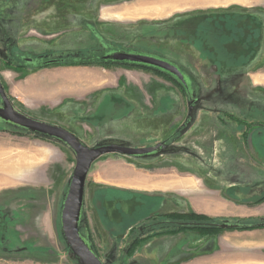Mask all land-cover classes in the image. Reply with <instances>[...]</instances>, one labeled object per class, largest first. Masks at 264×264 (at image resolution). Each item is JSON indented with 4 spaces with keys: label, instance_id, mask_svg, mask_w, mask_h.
Masks as SVG:
<instances>
[{
    "label": "rangeland",
    "instance_id": "374dc122",
    "mask_svg": "<svg viewBox=\"0 0 264 264\" xmlns=\"http://www.w3.org/2000/svg\"><path fill=\"white\" fill-rule=\"evenodd\" d=\"M217 2L172 6L160 3V0H0V77L19 111L37 120L44 114H48L45 115L48 118H52V113L59 114L57 107L40 105L29 97L19 99L27 92V79L56 68L73 67H39L48 60L88 61L91 64L74 67L86 66L106 75L107 72L115 73L111 79L123 75L119 83L118 80L113 83L115 109L110 113L97 114L102 95L109 89L107 82L105 87L103 85L99 91L84 98L82 106H79L82 113L73 119L74 128H63L77 135L89 148L110 145L143 148L147 143L152 145L150 147L164 143L161 151L151 155L128 157L108 154L91 166L86 182L83 229L90 233L94 248L105 264H204L213 259H220L224 264H264V228L224 230L210 235L199 231L147 235L126 255L124 248L134 237L129 236L130 233L137 234L150 214L132 221L124 232L125 228L115 231L108 223L110 212L112 219L121 218L113 204L119 197L113 192H130L135 196L140 193L128 189L129 185L141 186L139 181L125 180L145 178V174L156 176L157 180H167L169 175L178 173L187 177L188 159L176 154L203 158L200 151L187 143L189 133L197 128L198 122L216 121L219 117L222 123L231 124L234 130L251 136L252 132H259L260 140L264 137V81L255 78L264 74V14L258 23L257 19L254 21L250 16H243L245 12H258L260 1ZM171 8L175 10L171 11ZM236 35L243 37V43ZM17 51L27 58L26 66L10 61L19 60L15 57ZM119 51L178 63L191 78L193 96L190 99L180 86L151 71L99 63L106 52ZM94 57H97L96 61ZM236 57L244 61L243 72L225 73L227 64L232 63L230 58ZM137 73L146 78L153 76L155 82L176 93L181 109L184 107L181 126L186 120L190 121L185 132L181 126L170 130L165 126L159 128V125L140 123L127 128V131L130 129L139 134L137 138L132 136L131 140L124 133V126H120L121 130L111 126L107 131L106 127L112 121L109 117L121 115L119 110L125 103L122 94L127 78ZM147 99L149 97H145V103H148ZM194 100L192 107L190 103ZM235 118L258 124L255 129L247 128ZM51 121L69 125L66 123L69 116L67 114L65 120L55 117ZM106 131L108 134H104ZM179 131L181 134L177 139L180 141H173L174 134ZM109 132L114 137H109ZM2 163L7 169L4 177L0 178V217L10 221L7 223L5 219L6 223L0 224L3 232L0 264H80L67 246L60 224L61 196L63 191L66 193V184H69L75 170V154L60 141L0 122ZM32 169L39 172V183L31 179ZM146 188L152 190V194H161L164 200L160 199V205L150 203L149 211L161 206L163 210L174 205L177 208L178 204L188 207L186 193L181 198L174 197L172 202L166 196L170 191L162 192V186ZM9 193L13 195L7 196ZM127 195L121 197L125 199ZM138 197L146 199L143 195ZM128 203L132 211L136 204L133 200ZM220 219L228 223L243 220ZM243 223L259 224L262 219L243 220ZM161 242L173 244L163 261L152 256L150 250ZM33 246L34 251H30Z\"/></svg>",
    "mask_w": 264,
    "mask_h": 264
},
{
    "label": "crops",
    "instance_id": "0c3cea01",
    "mask_svg": "<svg viewBox=\"0 0 264 264\" xmlns=\"http://www.w3.org/2000/svg\"><path fill=\"white\" fill-rule=\"evenodd\" d=\"M257 1H260V3L256 2L259 3L257 7L259 10L253 12V14L262 20L264 0ZM235 2H242V0ZM113 74L107 72L106 75L100 70L88 69L86 66L56 68L44 74H35L33 77L28 78L27 92L25 95L21 94L19 99L21 100L22 96L29 97L37 103L39 102L40 105L57 107L58 110L56 111H59V114L52 113L50 117L65 120L68 114L69 121L66 123H69V125H61V123L51 121L52 118L45 116L48 114H44L39 119L61 127L74 128L72 122H74L75 117L77 118L82 113L79 106H82L81 103L84 102V98L93 92L99 91L103 85L105 87L107 82L109 83L107 85L109 89L102 95L103 100H100L97 114L110 113L115 109L114 101H112V96L115 95L112 93H116L113 83L116 80L119 83L123 75L117 78L113 76V79H111ZM149 77L146 78L137 73L133 77L127 78L122 94L125 103L121 105L123 109L119 110L121 115L109 117L112 121L106 127L108 128L107 131L111 130V126H115L118 130H121L120 126H124V133L129 135L132 140V136L137 138L139 134L130 129L127 131V128H133L140 125V123H145L148 126L152 124L155 127L159 125V128L165 126L170 130L181 125V110L183 109L184 113V107L181 109L176 93H171L170 89H166L162 84L155 82L153 76ZM255 78L264 81V74L262 76L256 75ZM145 97H149L150 100L147 99L148 103H145ZM39 115L41 116V114ZM198 124L196 126L200 129L198 131L195 130L197 128L192 129L193 132L189 133L187 143L193 149L200 151L203 158L185 153L176 154L178 157L188 159L186 167L189 174L187 177H181L178 173L169 175L167 180H157L156 176L145 174V178L125 180L126 182L139 181L138 183L141 185H129L128 189L152 195V190L146 187L162 186L159 189L162 192L170 191V195L166 196L172 202L175 201L174 197L181 198L180 196H184L186 193L188 207L185 208L184 205L178 204L177 208L174 205V207H171L172 209L169 208L166 211L194 212L208 217L226 219L263 220L264 202L261 204H254V202L264 195V137L260 140V133L252 132V136L250 135L251 137L245 141L241 137V131L234 130L231 124L223 125L218 121H202ZM73 132L75 133L76 129ZM109 134V137H114L110 132ZM149 146L152 145L148 143L144 145V147ZM186 155L190 157L188 158ZM6 169L3 163L0 164V178L4 177ZM30 171L33 172L30 173L33 182L39 183V172H36L35 169ZM64 193L63 191L62 198L66 194ZM159 197H162V195L160 194ZM172 247L173 244L158 243L155 248L150 249L152 250L151 255H155L163 261L170 254ZM204 264H224V262L220 259H213Z\"/></svg>",
    "mask_w": 264,
    "mask_h": 264
},
{
    "label": "water",
    "instance_id": "95a60500",
    "mask_svg": "<svg viewBox=\"0 0 264 264\" xmlns=\"http://www.w3.org/2000/svg\"><path fill=\"white\" fill-rule=\"evenodd\" d=\"M108 54L109 53L103 57V63L112 62L118 64H132L162 71L178 81V83L184 87L190 99L193 96L192 85L188 77L184 75L178 67L166 60L150 55L132 54L125 51ZM60 61L68 63H91L88 61L71 62L65 59H59L55 61H45L39 67L43 68L48 64ZM0 98L2 100V105L0 106V122L28 133L35 134L36 136L60 141L75 154L76 167L63 198V205L60 213L61 232L67 246L77 257L80 264H104L103 261L93 252L91 246L80 232V225L83 219L85 206L86 182L91 166L97 159L108 154H118L128 157H143L151 155L161 151L164 147V143L148 148H128L116 145L89 148L81 142L78 136L65 128L34 119L19 111L7 94L1 78ZM195 102L196 101L194 100V102L190 103L192 107ZM189 118H191L190 115ZM188 123H190L189 120L183 126L184 132L188 128ZM215 226L221 230H240L248 227L260 229V227L264 228V223L248 225L245 223L224 222Z\"/></svg>",
    "mask_w": 264,
    "mask_h": 264
},
{
    "label": "flooded vegetation",
    "instance_id": "af4514ba",
    "mask_svg": "<svg viewBox=\"0 0 264 264\" xmlns=\"http://www.w3.org/2000/svg\"><path fill=\"white\" fill-rule=\"evenodd\" d=\"M245 15L250 16V19H252L254 21H256V19H257L258 20L257 23L260 22V19H258L255 16V14H253V13L245 12V13H243V16H245ZM262 27H263V25H262ZM236 38L243 43V37H240L239 35H236ZM106 54H107V52L105 53V55ZM24 56L25 55H22V53H20L19 51H17V54L15 55V57H17L19 60L17 61L15 59H12L10 61H16L19 65L26 66L25 64H26V62H28V60H27V58H24ZM96 58L97 57H94L93 60H95ZM65 60H67V59H65ZM230 60H231L232 63L227 64V67H226L227 69H226L225 73H228L230 71L235 72L236 70L238 72H243V70L245 69V68H243L244 61L242 62L241 59L239 60L237 57L236 58H230ZM166 61H168V60H166ZM168 62H170L173 65H175L176 67H178L180 69V71L184 75H186L188 77V79L191 81V78L187 75V72L185 71V69L181 65H179L178 63H175L174 61L173 62L172 61H168ZM191 85H192V83H191ZM180 87L186 93L184 87L181 86V85H180ZM186 95H187V93H186ZM236 119H238V118H235V120ZM216 121H218L219 123H222L221 120H219L218 118H217ZM187 122H188V120H186L184 124H186ZM184 124H183V126H184ZM246 124L247 125H245V126L247 128H256L257 127L256 124H258V123H254L253 122V123H246ZM223 125H225V124L223 123ZM183 126H181L180 128L183 129ZM179 134H181L180 131H179V133L177 132L176 134H174L173 141H175L178 137H180ZM245 134H246V137H244ZM249 136H250L249 133L241 132V137L243 138V140H246L247 138H249ZM143 148H148V147H143ZM114 155H118V154H114ZM113 193L117 197H119L117 200L113 201V204H114V209L117 210V212L121 216V218H119V220L118 219L116 220V219H112V215H111L112 213L111 212H110V215L111 216L110 215H107V217L109 216L108 223L111 226V228H113V230L118 231L122 227V228H125L123 230V232H124L130 226V224H131L132 221H136L137 219L142 218L144 216H147V214H150L149 217H147V218L144 219L145 220L144 221L145 223L143 225H140V228H139V231L137 232V234L130 233L129 236L132 235L134 237L132 238V241L131 242H129L128 244H126V246L124 248V252H126V255H128L129 254L128 252L131 251V249L133 248V242L135 240L138 239V242H140V240L143 239L145 236H147V235H153L154 233H156L159 230L160 225L165 223V216H169V215H172V214H188V215L189 214H197V213H194V212H171V211H166V210L161 209L162 206L161 207L154 208L155 211H149L150 210L149 207L152 206L150 203H152L155 206L156 204H159V205L162 204L161 202L164 201V200L161 199V197H159L158 194H152V195H149V194H140V193L139 194H136V193H138V192H136L135 194L137 196H135V195L131 194L130 192L124 193V192L115 191ZM125 194H128V195H127V197L125 199H123V197H121V195H125ZM11 195H13V193L7 194V196H9V197ZM138 195H143V197H146V199H141V198L138 197ZM132 196H135V198H133ZM129 199L130 200H133L135 202V204H136V206L133 208L132 211H130V209H129L130 208L129 207L130 203H128L130 201ZM160 199L162 201H160ZM157 200H159V203L158 202L156 203ZM83 215H84V213H83ZM197 215H202V214H197ZM202 216H205V215H202ZM161 218H162V220H161ZM5 219H7L6 220L7 223L10 221L9 218H5V217L2 218V216H1L0 217V224L1 223H4L5 224L6 223L5 222ZM232 222H230V223H232ZM83 228H84V224H83V219H82V222H81V225H80V232H81L82 236L87 241H90V239H91L90 238V233L89 232H88V234L85 233V231H84ZM2 234H3V232H2L1 226H0V245L2 244V238H1L2 237ZM33 249H35L34 246H33V248H30V251H34Z\"/></svg>",
    "mask_w": 264,
    "mask_h": 264
},
{
    "label": "trees",
    "instance_id": "16d2710c",
    "mask_svg": "<svg viewBox=\"0 0 264 264\" xmlns=\"http://www.w3.org/2000/svg\"><path fill=\"white\" fill-rule=\"evenodd\" d=\"M53 61H55V60H53ZM99 63L104 64V65H118V66H124V67H130V68H136V69L151 71V72H153V74L160 76L162 78H167L168 81H171L173 84L180 86L178 81H176L174 78H172L168 74L163 73L162 71H159V70L152 69V68H147V67H142V66H137V65H132V64H118V63H112V62H110V63L99 62ZM89 64H91V63L74 64V63H68V62L60 61V62L48 64V65L44 66L43 68H48V67H52V66H74V65H89ZM1 80H2V78H1ZM2 82H3V80H2ZM218 119L221 120L219 117H218ZM236 121L241 123V124L247 125L244 121H242L240 119H236ZM244 137H246V134L244 135ZM263 202H264V195L260 199H258L256 202H254V204H261ZM222 223H224V220L220 219V218H210L207 216H202V215H197V214H189V215L188 214H172L169 216H165V223L161 224L159 227L160 230L153 235L154 236H161V235L178 233V232H183V231H199V232H202L203 234L210 235L213 232L215 233L217 231H219V232L224 231V230H221L215 226V225H219ZM234 223H243V220H237ZM262 223H264V219L262 220ZM260 228H262V227H260ZM255 229H259V228L248 227V228H242L239 231H247V230H255ZM90 241H91V239H90ZM90 241H87V242L91 246V249L93 250V252L98 256L92 241L91 242ZM136 243H138V239L133 242V247Z\"/></svg>",
    "mask_w": 264,
    "mask_h": 264
},
{
    "label": "bare ground",
    "instance_id": "6f19581e",
    "mask_svg": "<svg viewBox=\"0 0 264 264\" xmlns=\"http://www.w3.org/2000/svg\"><path fill=\"white\" fill-rule=\"evenodd\" d=\"M214 0H160V3L162 2L163 4H168V5H176V4H182V6L184 5H192V6H197V5H204V4H208L210 2H212ZM220 0H218L219 2ZM223 1V0H222ZM227 2H231V1H237V0H226ZM241 1V0H240ZM251 1V0H250ZM218 2L216 4H218ZM159 3V2H158ZM215 3V2H214ZM157 6V5H156ZM160 6V4H159ZM165 7V5L163 6ZM181 7V6H180ZM179 7V8H180ZM159 8V7H158ZM182 8V7H181ZM174 8H171V11ZM169 10V9H168ZM175 10V9H174ZM167 11V10H166ZM168 12V11H167ZM170 12V11H169ZM157 13V12H156ZM3 167V166H2ZM1 167V168H2ZM10 167V166H9ZM1 171V170H0ZM4 171V170H3Z\"/></svg>",
    "mask_w": 264,
    "mask_h": 264
}]
</instances>
